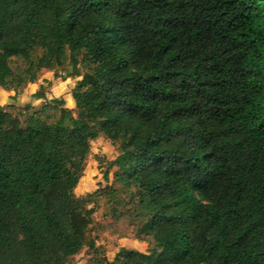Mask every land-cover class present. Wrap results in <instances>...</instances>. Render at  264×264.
Listing matches in <instances>:
<instances>
[{
    "label": "trees",
    "instance_id": "16d2710c",
    "mask_svg": "<svg viewBox=\"0 0 264 264\" xmlns=\"http://www.w3.org/2000/svg\"><path fill=\"white\" fill-rule=\"evenodd\" d=\"M41 69L80 77L75 110L52 97L21 123L0 105V264L98 251L97 190L74 188L99 135L155 245L92 264H264V0H0V86ZM114 214L127 233L132 208Z\"/></svg>",
    "mask_w": 264,
    "mask_h": 264
},
{
    "label": "rangeland",
    "instance_id": "374dc122",
    "mask_svg": "<svg viewBox=\"0 0 264 264\" xmlns=\"http://www.w3.org/2000/svg\"><path fill=\"white\" fill-rule=\"evenodd\" d=\"M41 52L40 49H35L32 52V58L34 59L36 56H39ZM11 66L14 70L20 71L26 66V63L20 58H12ZM64 67H67L66 62L64 63ZM42 70L44 69L39 71L37 78H39V74H41ZM85 70V67H80L81 72ZM55 71L61 76L64 75L63 69L59 67H56ZM56 78H59L60 80L58 85L63 89L62 94H66L68 93L69 86L71 84L74 85L75 81L80 77L71 76L67 80V77ZM22 87L23 86L16 87L14 90H20ZM48 87L49 84H46V90ZM66 87H68V90ZM62 94L58 97L63 98L64 95L62 96ZM34 99L35 98L33 97L31 98V100ZM43 103L42 100L35 102L33 106L30 105V102H23L19 105L11 103L5 105L4 108L12 114L17 115L21 123H23L30 112L33 110H40ZM25 105H29L28 108H25ZM64 106H66V102H64ZM71 109L75 110L74 103ZM40 112L41 115L48 116L49 120H54L57 117L56 110L52 108H47ZM118 152L117 147L103 135H99L96 139L90 142V151L86 156L84 169L74 188V193L75 195H83L97 190V192L91 194L89 197V206L94 207V212L92 213V222L87 229V235L89 238L95 239V243L98 245V251L94 253L86 247H83L79 253L75 254L70 259V264H92V262L94 263L96 260L101 261L103 257L111 260L120 247H126L120 245V243L123 242H125V245H128V247L138 249L142 252L152 249L155 245L151 235L135 237L136 228L143 216H135L138 208L129 202L128 193L122 191L118 184L112 181V174L115 168H112L108 172L106 179L102 176V173L106 168V163L115 158ZM78 187H83L85 189L79 190ZM110 187H114L118 189V191L116 193L109 192ZM128 207L132 208L133 225L128 228L127 233L122 234V232H120L122 231V226L118 224V226H116L118 232L116 231L112 233L110 230V224H113L114 222V213L124 211ZM139 212L141 213V211Z\"/></svg>",
    "mask_w": 264,
    "mask_h": 264
},
{
    "label": "crops",
    "instance_id": "0c3cea01",
    "mask_svg": "<svg viewBox=\"0 0 264 264\" xmlns=\"http://www.w3.org/2000/svg\"><path fill=\"white\" fill-rule=\"evenodd\" d=\"M54 71L49 69H44L41 71V74H39V78L33 82L26 83L20 90L15 91L14 89H7L2 86H0V105L3 107L7 104L14 103L16 105H19L23 102H30V105L33 106L35 102L42 100L44 103L49 101L52 97H56L59 99L65 100L66 106L69 108L73 105V99L71 97V89L74 86L71 84L66 89L68 90L66 94H62L63 89L58 85L60 82L59 78H54L53 76ZM71 77L67 76L66 80ZM46 84H49V87L45 88ZM40 85H44V97L31 100L32 94L36 92ZM60 94L63 98L58 97ZM79 188V187H78ZM85 189L83 187L79 188V190ZM126 243H120L121 246H126V248H132L128 247V245H125ZM138 250V249H137Z\"/></svg>",
    "mask_w": 264,
    "mask_h": 264
}]
</instances>
